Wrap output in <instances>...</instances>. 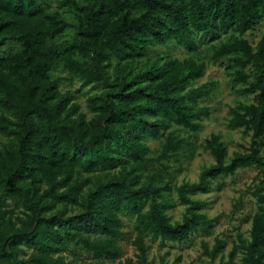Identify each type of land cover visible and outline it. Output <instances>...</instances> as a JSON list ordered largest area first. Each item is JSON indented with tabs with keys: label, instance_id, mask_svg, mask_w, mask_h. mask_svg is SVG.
<instances>
[{
	"label": "trees",
	"instance_id": "16d2710c",
	"mask_svg": "<svg viewBox=\"0 0 264 264\" xmlns=\"http://www.w3.org/2000/svg\"><path fill=\"white\" fill-rule=\"evenodd\" d=\"M61 1L74 17L73 33L66 38L68 23L58 10L47 9L49 0H0V135L8 138L0 145V264H69L64 253L75 257L80 250L86 264H113L128 235L138 251L136 262L155 264L145 258L149 236L182 242L198 228L212 233L213 219L199 212L202 203L190 194L239 169L255 168L264 176V35L255 46L243 37L264 18V0ZM228 27L239 36L215 46L213 58L229 56L239 67L233 81L244 84L241 92L253 97L249 104L232 107L228 122L231 128L251 131L250 144L226 162L225 143L217 134L207 139L215 163L202 171L198 182L178 188L188 205L182 222L171 223L164 212L167 205L156 201L164 189L159 173L158 183L139 188L132 187L126 172L105 178L84 175L124 164L126 155L139 162L174 157L179 141L169 136L160 154L146 158L141 138L157 134L169 121L193 129L195 118L205 112L173 93L198 77L201 66L163 59L161 65L148 63L137 72L115 67L110 75L111 59L139 58L150 45L173 38L189 45L193 31L212 37ZM60 65L85 84L103 88L90 103L95 112L90 122L78 113L70 93L59 92L60 78H49ZM194 92L202 94L200 89ZM252 195L263 205L251 217L250 240L233 244L228 259L218 262L214 260L223 242L216 240L211 249L204 244L212 264H236L239 250L244 264H264V181ZM5 198L27 210L22 227L1 226L8 212L2 209ZM146 198L151 202L143 210ZM53 203L80 209L73 215H46ZM125 214L134 217L129 234ZM22 243L31 247L26 258L20 257ZM136 262L126 259L123 264Z\"/></svg>",
	"mask_w": 264,
	"mask_h": 264
},
{
	"label": "rangeland",
	"instance_id": "374dc122",
	"mask_svg": "<svg viewBox=\"0 0 264 264\" xmlns=\"http://www.w3.org/2000/svg\"><path fill=\"white\" fill-rule=\"evenodd\" d=\"M47 9L58 10L62 14L68 23L64 36L65 38L69 37L74 30L71 25L74 22L72 10L67 5H63L61 0H49ZM263 35L264 18L253 29L245 32L243 37L252 46H255ZM235 36H239V33L232 27L219 29L216 36L212 37L204 35L200 31H193L191 33L192 42L189 45L173 38L165 44L150 45L146 54L139 58L117 61L113 57L107 67L110 75L115 67H126L137 72L148 63L158 61V64L161 65L164 60L168 59H176L180 62L186 59L190 61V65L201 66L202 72L198 77L189 79L173 93L179 95L187 105L203 108L205 112L195 118L196 127L193 129L169 121L167 127L159 130L157 134L141 138V144L146 149L144 154L146 158L156 157L160 154L162 145L169 136L179 141L180 146L174 157L162 159L159 162H139L124 155L127 159L126 163L117 164L111 168L99 167L84 175L105 178L108 175H119L121 172H126L133 181L132 187L139 188L147 183H158L155 182V179H158L156 174L159 173L164 189L161 191V195L156 197V201L167 205L164 212L171 223L182 222L188 205L179 198L178 188L183 184L198 182L202 171L215 163L214 157L206 147L207 139L212 134H217L220 140L225 143L226 162H230L236 152H245L250 144L251 131L243 127L231 128L228 122L231 118L230 109L251 103L253 97L241 92L244 84L233 81L234 72L239 67L229 56L218 60L213 58L215 46ZM56 77L60 78L57 86L59 92L70 93L73 96L71 102L78 104V113L83 114L87 123L90 122L95 115V112L90 108V103L95 96L102 92L103 88L94 86L92 83L85 84L82 79L63 65L57 66L49 76L50 79ZM195 89H200L202 94L197 95L194 92ZM72 116L76 117L77 114ZM6 117L14 119L13 115L8 113H6ZM151 119L154 120L155 117H151ZM7 142L8 138L0 135V145L3 146ZM262 142L261 154L264 156V138ZM261 181H264V176H261L255 168L239 169L235 174L221 175L210 179L205 190H199L190 194L189 197L202 203L199 212L205 214L207 218L213 219L212 233L205 235L202 228H198L191 231L182 242L149 236L146 239V244L149 246L145 253L146 260L153 261L155 264H212L211 259L203 253L204 244L208 249H211L219 239L223 242V248L216 255L214 261L218 262L220 259L226 261L233 244L250 240L251 217L263 205L252 195V191ZM0 195L3 196L1 191ZM150 202V198L144 200L143 210L148 208ZM238 203H240L238 210H234V205ZM2 209L8 211L4 216V221L1 222L4 229L19 228L24 225L27 219V210L22 203L16 204L13 199L5 198L2 202ZM79 209V205L53 203L45 214L62 213L67 216L75 214ZM133 219V215L125 214L123 216L124 230L128 234ZM131 239L132 236L128 235L121 242L122 255L113 264L119 262L123 264L126 259L138 261V251L132 245ZM19 246L22 249L20 257L26 258L31 247L25 243ZM64 254L69 264H86V256L82 250L77 251L75 257L70 251ZM242 256L243 253L239 250L234 258L236 264H244ZM105 264H111V261H106Z\"/></svg>",
	"mask_w": 264,
	"mask_h": 264
}]
</instances>
